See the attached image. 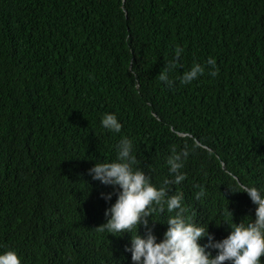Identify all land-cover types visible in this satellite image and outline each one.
<instances>
[{
	"label": "trees",
	"instance_id": "trees-1",
	"mask_svg": "<svg viewBox=\"0 0 264 264\" xmlns=\"http://www.w3.org/2000/svg\"><path fill=\"white\" fill-rule=\"evenodd\" d=\"M178 46L170 78L194 63L205 73L168 88L158 75ZM105 113L121 133L102 128ZM123 137L157 186L171 178L172 148L190 152L169 194L183 193L185 215L216 240L254 220L236 191L264 188V0H0V252L22 264H133L131 233L98 230L117 197L102 199L114 190L88 174L115 160ZM169 215L153 216L158 238Z\"/></svg>",
	"mask_w": 264,
	"mask_h": 264
},
{
	"label": "clouds",
	"instance_id": "clouds-1",
	"mask_svg": "<svg viewBox=\"0 0 264 264\" xmlns=\"http://www.w3.org/2000/svg\"><path fill=\"white\" fill-rule=\"evenodd\" d=\"M183 51L178 46L173 60L168 61L158 75L159 81L168 88H174L177 79L181 84L189 85L205 73V66L194 63L182 76L170 78V73L177 68ZM206 64L211 69L208 74L217 76L216 60L209 58ZM101 126L117 134L123 128L115 113L103 114ZM115 150V160L97 162L89 169L88 174L94 181L114 190L101 193V198L106 202L112 201L114 195L117 198L106 209L107 222L98 230L114 236L131 233V245L125 251L131 253L133 264H264L261 260L264 257V188L239 184L240 190L236 192L246 193L256 205L255 219L238 224L232 222L226 238L216 240L214 234L209 233L208 227L197 224L185 215L187 209L183 206V193L177 191L169 194L172 186L180 185L187 179L183 169L190 155L188 150L177 151L175 147L172 148V154L167 159L171 178H165L159 186L152 183L151 177L143 169L136 167L137 158L130 138H121ZM195 187L199 188L195 196L197 200L206 196L203 185ZM165 212L174 215L168 216L165 223L167 230L162 238H158L154 234V226L159 221L154 220L153 216H163ZM149 217L152 218L151 226ZM141 224L146 230L144 235L138 234V226ZM203 238H207V243L201 245L199 241ZM0 264L22 262L17 251L7 250L0 252Z\"/></svg>",
	"mask_w": 264,
	"mask_h": 264
}]
</instances>
